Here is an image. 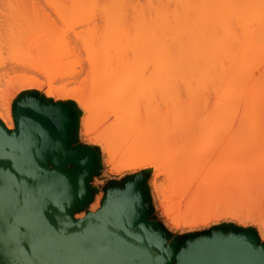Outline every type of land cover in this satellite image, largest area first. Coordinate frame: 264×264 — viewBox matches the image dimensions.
<instances>
[{
  "label": "bare ground",
  "instance_id": "6f19581e",
  "mask_svg": "<svg viewBox=\"0 0 264 264\" xmlns=\"http://www.w3.org/2000/svg\"><path fill=\"white\" fill-rule=\"evenodd\" d=\"M76 1V10L78 7L82 10L85 6L83 11L90 12L92 18H99L103 22L99 23L101 30L94 38L95 47H92L89 56V70L99 71L106 65L107 71L101 68L105 73H102L94 91L90 86L93 82L90 84L89 81V84L86 83L89 86H83L93 95L88 93V98H81L78 107L86 113L83 121L88 129L91 128L87 125L92 122L95 110H100L97 111L99 114L104 111L102 114L107 116L103 118L105 115L96 112L100 116L98 127L103 123L101 120L107 121L109 118L113 121H108L109 124L96 132L91 129L93 134L87 131L93 135H90L92 141L101 144L111 158L117 156V149H123L120 157H116L120 158L116 160L118 163L130 161L141 167H155L158 168L157 177L164 175L171 179L169 181H177V185H174L177 190L173 188L174 192L184 190L185 193L184 200H178L180 202H172L174 196H168L167 191H170L167 189L171 187L172 190V186L167 184L170 187L166 189V185L154 181V190L162 196L164 215L174 210L177 228H191L194 220L214 218L223 207V215L226 210L232 213L231 208L234 210L238 207L237 211L242 209L239 205L244 208L248 206L252 212L255 206L262 210L264 163L246 164V161L264 154V90L261 89L264 71L260 79L251 77L245 65H250L253 58L247 56L243 60L234 50L239 33V25H235V22L239 23V20L236 21L237 12H244V9L238 11L241 2L146 0L140 6L134 5L133 0ZM87 1L85 5L81 4ZM240 1L243 5L246 3L245 10L251 11L249 2ZM246 12L250 25L239 27L248 38L252 31L256 32L253 29L255 26L251 28L250 20L258 18L255 12ZM9 14L7 18L12 19ZM79 14L81 16L83 12ZM234 20L236 29L232 27ZM48 44L54 45L51 42ZM13 45L17 47L18 44L12 42ZM246 45L247 48L251 47ZM246 47L244 49L247 50ZM48 55L43 56L48 58ZM55 55L49 58L53 60ZM47 64L45 67L48 70L51 65ZM88 80L90 78H86L85 82ZM63 92L61 95L66 96L67 92ZM109 111L111 118V114L107 115ZM9 118L14 125L11 112ZM0 121L8 130H14L2 116ZM88 133L85 132L86 135ZM123 140L126 143L129 141V145L124 142L127 145L125 148L121 144ZM219 159H226L222 160L224 166L219 164ZM197 165L195 170L194 166ZM232 190L239 191L242 199H237V194L234 195ZM164 203L168 206H164ZM251 205H254L253 209ZM99 206L100 198L94 209ZM237 211L234 210L235 215H232L236 216ZM229 214L225 216V213L224 216L229 217ZM182 233L184 235L186 231Z\"/></svg>",
  "mask_w": 264,
  "mask_h": 264
},
{
  "label": "water",
  "instance_id": "95a60500",
  "mask_svg": "<svg viewBox=\"0 0 264 264\" xmlns=\"http://www.w3.org/2000/svg\"><path fill=\"white\" fill-rule=\"evenodd\" d=\"M14 122L0 121V264H264L251 231L171 240L150 217L145 175L107 188L101 208L77 219L98 160L75 143L76 114L26 96Z\"/></svg>",
  "mask_w": 264,
  "mask_h": 264
},
{
  "label": "rangeland",
  "instance_id": "374dc122",
  "mask_svg": "<svg viewBox=\"0 0 264 264\" xmlns=\"http://www.w3.org/2000/svg\"><path fill=\"white\" fill-rule=\"evenodd\" d=\"M133 1H134L133 3L134 5H140V6H143L146 2V0H133ZM239 2H241L242 4V1L239 0ZM246 2L250 3L251 7H248V8H251L249 9L251 11L248 12L247 8L245 10V7H246L245 2H244L245 5L242 4L243 7H241L242 5L238 3L240 4V6H238L239 9L237 7L238 11L239 10L243 11L244 9V12L236 11L237 16H238V19H236V21L239 20V23L235 22L234 20L233 25H234V22H235V25L237 26L238 25L241 26L243 24L250 25L249 20L247 18L248 16L246 17L245 12L247 11L250 14H253L255 12L254 15L255 16L257 15L256 18L258 19L250 20V21H251V28L255 26L253 29H255L256 32L254 33L252 31L251 32L252 34L249 35L248 38H246L247 37V36L245 37L246 34L242 32V29H240L239 26L237 28L235 25L234 26L232 25V27L233 28L235 27V29L237 28L239 32V33L236 32L238 34H237V42H236V45L234 46L235 47L234 50L237 53V55H239V57L243 60H245L246 58L250 56L253 58L252 60L250 59L251 66L249 64H246V65L244 64V65L246 66V69L249 68L248 74L251 75V77L254 76L255 79H260L262 77V74H264L263 72L264 71V35H263L264 25H262L264 24V0H251V1L246 0ZM74 3H77V1L76 0H0V116H2L7 121L8 126L10 128H13L15 130L14 106L21 98L26 97V96L38 97L39 99H41L43 102L47 104H65L71 107V109L77 116L76 118L77 127L75 126V135H74L76 145L84 149L95 152L97 155V160H98V171L93 176V179L90 183L91 187L95 190L94 199L92 203L87 207V209H85L84 211L80 213H77L75 217L77 219H81L85 217L87 213L96 212L97 210H99L101 208V203L104 199L105 190L107 188L111 186H121L128 179H132L138 175H145L146 189H147V192L150 193V195L148 194L149 206L151 210L150 217L152 221L159 224L165 230V232L168 234L171 240L184 241L187 238H194V237L208 235L217 230H225V231L245 230V231H251L255 233L257 237L259 238L260 243L264 244V225H262L264 224V208H262L261 210L260 208H256L255 206V208L253 209L254 205L253 206L251 205L252 206L251 208L254 210L253 212L251 209L247 208L248 206L247 207L245 206L244 208L243 205H239L240 207L242 206L241 208L243 210L240 209L237 211L238 207L235 205L234 208L236 207L237 208L234 210H236L237 213L239 212L238 214L235 212L238 218L232 215L234 214L233 213L234 210L231 207L230 208L232 209V213H231V210L228 209L229 210L228 213L226 212L227 211L226 210L225 213L227 215H225L224 213L225 216H228L229 213L231 214H229V217H225L222 214L223 213L222 210L224 209L223 207V208H220V212H218L215 215V216L221 217L220 219L217 217L215 219V216L214 218L211 217L208 220L197 219V220H194L191 228L189 227L177 228L174 224V215H175L174 210L172 211L171 214L164 215V208L161 204L162 196L157 194L156 191L154 190L155 180L159 182V184L162 183L164 184V186L166 185L165 188L172 186V190L170 189L171 187L168 189L166 188L167 190L171 192L170 194V192L167 191V193H169L168 196L170 197H172L171 195L174 196L173 197L174 199L173 198H172L173 200L171 199L172 202L173 201L180 202L184 200L185 193L183 192L184 190L183 191L178 190L176 192L177 189L174 188L176 187L174 185H177V181L176 182L169 181L171 179H169L167 176H164V175L157 177L158 168H155V167H151V166L141 167V166H138L136 163H133L130 161L125 162V163H118L116 160L120 158H116V157L117 156L120 157V154H121L120 152H122L123 149H120V150L117 149L116 152L118 151L119 152L117 153V156L115 155L116 159L113 158V156L111 155L113 158L112 159L110 156H108L106 150L101 144L92 141V138H91L93 136L92 134L98 130H101L104 127V125L106 126L108 121H111V120H109V118L107 119V121L101 120L103 123H101L100 126L98 127L97 125H99L100 123L99 115L100 114L102 116L105 115L103 118H106L107 116L106 114H102L104 111L103 112L101 111L99 114L98 112L100 110H95L96 112L98 111L97 113L99 115H96V112L93 114L94 116L91 118L92 122L90 123V125H87V126H90L91 128L88 129L86 128V124L84 126V121H83L86 116V113L84 111L82 112L79 109L78 105L80 104L81 98H88V96L91 95V93L93 95L92 91L91 93L87 92V89L84 88L83 86L88 85L89 83L91 84V82H93L95 84L93 85L92 83L90 86H92L91 90L94 91L100 83L102 73H105L103 71L104 70L107 71L108 66L106 65L105 67L103 66L104 68H106L104 70L101 69L103 67L98 69L99 71H96V70L93 71V69L89 70V68H91L89 67L90 65L89 56H91L92 50L95 47L94 38L95 36H97L98 31L101 30L100 29L101 25L99 23H101L102 21L99 18H96V19L92 18L90 15V12L83 11V8L85 6L82 8V10H80L81 7L80 8L78 7L76 10V7H74ZM85 3H88V1L82 2L81 4L85 5ZM254 7H255V10H254ZM15 11L21 12L22 15L19 12L16 13ZM80 11L83 12L81 16L79 14ZM10 12H13L12 15L9 14ZM8 14L9 16L12 17V19L7 18ZM16 14L18 15L20 14V16ZM254 15L253 17H255ZM99 20L100 22H97ZM6 23H8L7 26L5 25ZM257 24H258V27H256ZM91 29L93 33L91 32ZM257 31L259 32V35ZM261 34L263 37H261ZM12 42H16V45L18 44L17 47H15L14 45L11 46ZM36 42L38 43L41 42V43L38 44ZM49 42H51L54 45L48 44ZM33 43L34 44L36 43L38 45L35 44L34 46ZM246 44L251 45V47L247 48L246 46L248 45ZM50 45L53 46L54 48L51 47ZM49 46L53 50H51ZM32 47L34 48V50ZM245 47L247 48V50L244 49ZM44 48L45 49L47 48L46 49L47 52L45 51ZM51 51L53 52L52 54H51ZM42 52L47 53V54L43 53V55H48L50 53L49 55L51 56L48 55L47 56L48 58L49 57L52 58V56H54L55 54L56 55H55V58L53 57V60H51L50 58L48 60V58H45V56L42 55ZM86 58L88 61H86ZM41 59H44V61ZM17 61H19L20 64L17 63ZM53 61L54 62L59 61V62L54 63ZM48 62H50L49 64L53 66V69L51 68V66L48 67V70L46 69L47 67H45V64H47ZM79 63H80V66H79ZM49 64H47L46 66H48ZM56 65L58 67H55ZM255 67H256V70H254ZM73 70H74V73H72ZM250 70L252 71V73L250 72ZM77 76L79 77L77 78ZM92 76L94 78L96 77L95 78L96 80ZM82 78L85 80H83ZM86 78L88 79L90 78V80L85 82ZM73 88H74V91H73ZM83 89H84V92L82 91ZM261 89L264 90V85L261 87ZM88 90L90 89L88 88ZM61 91L62 92L66 91L67 93L72 92L71 93L72 96L67 93H66V96L65 94L63 96V94L61 95L62 93ZM77 94H78L77 96L78 98L76 97ZM10 112L12 113V119H13L14 125L12 124L10 120L11 118H9ZM107 113H109L107 115L111 114L110 111ZM111 116L112 114L110 115V118ZM87 123H89V121H87ZM85 128L87 130H85ZM91 129L94 132H91L90 131ZM87 131L88 132L90 131L92 134L88 133ZM85 132L88 133V135H86ZM90 135L92 136L90 137ZM124 142L126 143V140L125 141L123 140L121 144H124V148H125L126 144L129 145V141L127 140L126 144ZM119 144L120 143L117 144V147L119 146ZM122 146L120 148H123ZM222 160L224 159H219V162H221L219 164L221 165H223ZM255 162H258L260 165L264 163V154L259 155V156L257 155L247 160L246 164H253ZM216 163L218 164L217 161ZM194 167L193 168L197 170L196 167H198V165ZM166 178L169 182L166 180ZM170 183L171 184L173 183V185H171ZM167 184H169L170 186ZM173 188L176 189L175 192ZM172 193L178 194L180 197L178 195L175 196ZM234 195H236L235 197L237 199H240V200L242 199V197H240L239 191L235 190ZM98 198H100V206L98 209L95 210L94 205L96 204ZM166 205L167 203H164V206ZM258 214L261 216L260 218H258L259 217ZM261 222L263 223L261 224ZM182 231H186V233H184L183 235Z\"/></svg>",
  "mask_w": 264,
  "mask_h": 264
}]
</instances>
